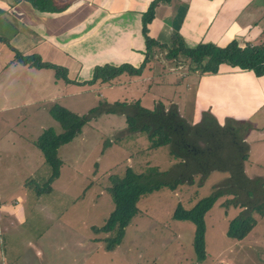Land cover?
Here are the masks:
<instances>
[{
  "label": "rangeland",
  "instance_id": "obj_1",
  "mask_svg": "<svg viewBox=\"0 0 264 264\" xmlns=\"http://www.w3.org/2000/svg\"><path fill=\"white\" fill-rule=\"evenodd\" d=\"M158 42L169 47L173 44V40ZM73 48L75 51L84 48L82 54L86 52L85 46L76 44ZM98 49L74 59L76 62L73 63L64 65L65 60L55 63L57 68L64 69L60 73H66L68 80L59 79L60 74L57 78L53 70L56 78L61 80L58 97H55L60 100L56 103L47 100L46 106V92L47 96H53L54 86L46 92L39 85L36 88L42 80L33 75V65L40 60L45 63L41 59L45 58L43 55L41 58L36 54L24 57H39V60L33 59V63L14 61L13 65L28 69L19 78L14 75L9 78L7 71H0V192L5 182L18 185L22 180L12 179L7 174L8 168H22L27 175L30 162L22 149L25 153L27 149L35 150L34 160L39 159V153L43 161L42 166L33 170L32 177L25 179L30 208L28 219L19 232L5 233L1 237L7 249L18 248V253L8 254L10 263L264 264V215L255 212L253 217L257 224L254 229L242 241L233 239L228 235L230 223L245 210L229 205L232 195L219 197L205 215L204 259L198 258L194 248L195 224L173 218L178 208L193 209L201 200L211 197L230 177L229 172L217 170L203 180L201 176H195L174 190L162 187L142 195L137 202L138 211L124 229L122 239L112 250L107 249L116 236L114 232H103L116 209L108 192L112 187L110 178L124 177L129 169L140 176L156 175L154 170L169 173L182 162L181 157L172 153L170 145L152 147L153 137L165 139V136L152 135L148 131L130 133V110L141 108L156 114L162 112V108L167 112L177 108L181 116L195 126L199 123L202 99L195 85L198 74L190 61L181 55L177 59H167L164 58L165 51L161 54L160 48L154 46L151 51L156 52L157 57L147 59L145 53L142 64L134 66L129 63L133 61L130 53L123 52L119 56L112 45ZM125 64L136 69L144 66L138 75L135 71L124 72L105 82L107 74L101 71L105 69L103 67ZM98 68L100 72L96 74ZM95 74L98 75L96 80L90 83ZM18 100L25 104L24 109L17 110ZM55 105L80 117L88 116L94 110L98 112L73 141L59 148L57 155L64 168L60 170V179L51 184L48 181L50 166L36 141L48 129L58 135L64 133L63 126L50 114ZM226 112L217 113L224 120ZM153 118L149 115L145 121H153ZM249 121L253 125L247 137L251 150L244 163V173L250 180L262 178L264 181V109ZM38 248L43 251L40 257L37 256Z\"/></svg>",
  "mask_w": 264,
  "mask_h": 264
},
{
  "label": "crops",
  "instance_id": "obj_2",
  "mask_svg": "<svg viewBox=\"0 0 264 264\" xmlns=\"http://www.w3.org/2000/svg\"><path fill=\"white\" fill-rule=\"evenodd\" d=\"M153 1L156 0H54L53 11H42L29 0H0V71H7L9 78L26 74L28 69L13 65L18 62L15 55H43L45 58H40L45 63L55 65L65 60L66 65L108 45L119 56L123 52L132 54L133 61L129 63L140 66L146 53L143 14ZM148 31L150 37L161 43H170L178 36L188 48L200 44L226 47L232 41L242 47L256 45L264 40V0H161ZM76 44L85 46L86 54H82L84 48L75 51ZM33 68V75L42 80L36 88L39 85L45 91L54 86L53 96H47L45 91L44 106L48 101L56 103L60 100L55 97L61 80L56 78L54 69ZM197 74L195 85L202 99L198 121L205 112L212 113L221 124L228 118L249 121L264 109V76L227 64L217 74ZM16 107L22 110L25 104L18 100ZM216 111H227L225 119ZM28 145L31 146L29 142ZM22 150L30 162L27 175L22 168H8L7 174L12 179L22 180L18 185L5 182L0 192V264H11L8 254L18 253V248L7 249L1 237L19 232L28 219L25 179L43 164L38 151L39 159L34 160L35 150L27 149V153ZM36 160L39 163L35 164ZM63 168L62 165L61 171ZM42 254L38 248L37 256Z\"/></svg>",
  "mask_w": 264,
  "mask_h": 264
},
{
  "label": "trees",
  "instance_id": "obj_3",
  "mask_svg": "<svg viewBox=\"0 0 264 264\" xmlns=\"http://www.w3.org/2000/svg\"><path fill=\"white\" fill-rule=\"evenodd\" d=\"M42 11H53L54 0H29ZM161 0L153 1L146 13L143 15V34L146 40V58L157 57L151 49L154 46L160 48L164 58L177 59L181 55L194 68V72L201 75L217 74L224 64L233 66L242 71H253L256 76H264V44L263 41L256 45H246L242 47L237 41H232L226 47H219L214 44H200L195 48H188L184 41L174 36L173 44L169 47L161 45L148 34V25L155 17V9ZM152 52V54H151ZM18 62L33 63L37 56L24 58L17 56ZM28 60V61H27ZM39 60V59H38ZM144 66V64L142 65ZM140 69L125 64L120 67L106 65L107 77L105 82L111 81L115 75L124 72L127 74L135 71L140 74ZM33 67L52 68L59 79L68 80L66 73L61 74L57 66L42 63L40 60ZM111 71V73H109ZM100 72L99 68L96 74ZM95 74L94 80L98 75ZM98 110L92 111L88 116L80 117L72 111L55 105L50 110L52 117L64 128L63 134H56L54 130H46L36 141L37 147L42 151L46 163L49 164L51 175L49 183H54L60 177V170L63 162L59 159L57 152L59 148L73 141L81 132L88 120L97 116ZM129 126L130 133L148 131L152 135L161 134L165 139L152 138L153 148L170 145L172 153L182 158V162L177 167H173L169 173L158 171L156 175H137L132 170H128L124 177L112 176L110 182L112 187L108 192L112 195L116 209L108 219L103 228L104 233L116 234L107 245L108 250H112L123 237L124 229L128 226L133 216L138 211L137 202L144 195L168 187L176 189L180 183H185L201 176L202 180L213 171H227L230 177L222 182L211 197L201 200L193 209L185 210L178 208L173 218L178 221H190L195 224L196 232L194 238V248L199 259L206 256V227L205 215L215 204L216 200L225 194L233 196L229 205H237L244 209L241 215L230 223L228 235L235 240H244L254 229L257 221L253 214L257 212L264 215V181L262 178L250 180L245 176L244 163L250 153V143L247 137L253 129V125L248 120L228 118L221 124L216 117L210 113L202 114V119L195 126H191L186 118L181 116L177 108L168 111L162 108V112L151 114L141 108L130 110ZM151 115L153 121H145ZM227 206V205H226ZM228 207V206H227Z\"/></svg>",
  "mask_w": 264,
  "mask_h": 264
},
{
  "label": "built area",
  "instance_id": "obj_4",
  "mask_svg": "<svg viewBox=\"0 0 264 264\" xmlns=\"http://www.w3.org/2000/svg\"><path fill=\"white\" fill-rule=\"evenodd\" d=\"M263 44H264V40H263Z\"/></svg>",
  "mask_w": 264,
  "mask_h": 264
}]
</instances>
